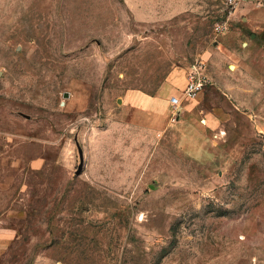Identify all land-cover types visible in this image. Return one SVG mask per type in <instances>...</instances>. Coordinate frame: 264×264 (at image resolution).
I'll use <instances>...</instances> for the list:
<instances>
[{
	"label": "rangeland",
	"instance_id": "374dc122",
	"mask_svg": "<svg viewBox=\"0 0 264 264\" xmlns=\"http://www.w3.org/2000/svg\"><path fill=\"white\" fill-rule=\"evenodd\" d=\"M0 264H264V0H0Z\"/></svg>",
	"mask_w": 264,
	"mask_h": 264
},
{
	"label": "crops",
	"instance_id": "0c3cea01",
	"mask_svg": "<svg viewBox=\"0 0 264 264\" xmlns=\"http://www.w3.org/2000/svg\"><path fill=\"white\" fill-rule=\"evenodd\" d=\"M186 83V72L184 69H173L165 77L155 95H148L143 92L134 93V98L141 104L155 105L149 114L154 117L153 124L158 125L166 120L168 111L171 109L169 98L171 95H179ZM188 100L183 99V101ZM160 106V107H158ZM141 109V108H140ZM140 112H142L140 110Z\"/></svg>",
	"mask_w": 264,
	"mask_h": 264
},
{
	"label": "built area",
	"instance_id": "2783aa9c",
	"mask_svg": "<svg viewBox=\"0 0 264 264\" xmlns=\"http://www.w3.org/2000/svg\"><path fill=\"white\" fill-rule=\"evenodd\" d=\"M225 7L228 9V13H232L234 9L242 2L248 0H222ZM202 65L198 64L193 66L186 75V83L181 90L180 95H171L169 98L172 108V118L175 119L180 112V105L183 99L193 98L199 91L203 89L205 84L208 82L206 76L200 72Z\"/></svg>",
	"mask_w": 264,
	"mask_h": 264
},
{
	"label": "water",
	"instance_id": "95a60500",
	"mask_svg": "<svg viewBox=\"0 0 264 264\" xmlns=\"http://www.w3.org/2000/svg\"><path fill=\"white\" fill-rule=\"evenodd\" d=\"M64 96H67L68 95V92H64V94H63Z\"/></svg>",
	"mask_w": 264,
	"mask_h": 264
}]
</instances>
